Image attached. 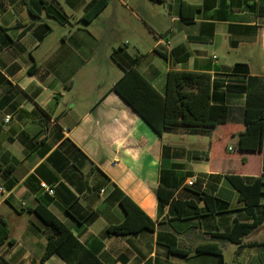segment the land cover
Listing matches in <instances>:
<instances>
[{
    "label": "crops",
    "instance_id": "obj_1",
    "mask_svg": "<svg viewBox=\"0 0 264 264\" xmlns=\"http://www.w3.org/2000/svg\"><path fill=\"white\" fill-rule=\"evenodd\" d=\"M92 1L0 0V217L13 240L0 264H76L86 252L103 264H264V222L238 243L220 237L253 222L226 175L261 177L264 205V131L258 150L226 149L247 99L227 86L264 95V0H110L86 23ZM184 3L196 8L190 23ZM133 70L161 96L169 72L208 75L211 103L229 109L221 139L156 133L114 91ZM159 187L174 191L167 205ZM122 196L154 231L109 233L125 219ZM177 202L194 207L178 214ZM39 205L76 238L67 259L41 263L52 230Z\"/></svg>",
    "mask_w": 264,
    "mask_h": 264
},
{
    "label": "trees",
    "instance_id": "obj_2",
    "mask_svg": "<svg viewBox=\"0 0 264 264\" xmlns=\"http://www.w3.org/2000/svg\"><path fill=\"white\" fill-rule=\"evenodd\" d=\"M110 0H94L85 8L83 21L91 22ZM196 8L188 4L182 5V17L187 23L193 21ZM227 90L235 93L247 94L243 125L234 135L226 149L235 146L237 150L255 151L262 147L264 131V95L248 93L242 85H229ZM114 91L159 135L165 127L208 131L214 133V141H219L227 126L229 109L226 105L212 104L211 80L206 74H197L182 71L168 73L166 92L161 96L143 77L133 70L128 72L119 81ZM264 148V147H263ZM230 185L238 192L239 200L244 204V210L252 217L251 224L236 223L232 232L220 236L232 243L240 239L264 222V205H260L263 181L261 177L252 183L239 175L225 176ZM120 194V191H118ZM157 196L162 206L170 203L174 191L159 187ZM207 208L212 210L216 199L211 196L204 198ZM120 205L125 213L123 223L109 228L113 235L137 234L142 230L154 231L155 224L127 197L120 198ZM186 207H194L192 202H177L176 211L181 214ZM261 208L260 212L257 209ZM196 210V208H195ZM34 213L52 230L48 237V244L41 257L44 263L51 255L57 254L67 259L78 242L72 233L44 206H37ZM10 230L6 222L0 217V247L12 244ZM205 247L198 248L203 250ZM169 252L185 256L186 252L169 249ZM211 253L221 257L219 248H212ZM76 264H103L93 253L86 252ZM171 264V263H162Z\"/></svg>",
    "mask_w": 264,
    "mask_h": 264
},
{
    "label": "built area",
    "instance_id": "obj_3",
    "mask_svg": "<svg viewBox=\"0 0 264 264\" xmlns=\"http://www.w3.org/2000/svg\"><path fill=\"white\" fill-rule=\"evenodd\" d=\"M9 120H10V117L8 116V117H6V119H5V122L7 123V122H9ZM193 185V182H188V186L189 187H191ZM40 187H41V189L44 191V192H46L49 196H53L54 195V192H53V190L52 189H50L46 184H40ZM2 192V189L0 188V193ZM102 194L104 193L103 191L101 192Z\"/></svg>",
    "mask_w": 264,
    "mask_h": 264
}]
</instances>
